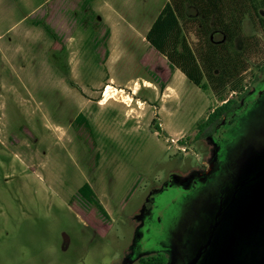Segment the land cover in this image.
Masks as SVG:
<instances>
[{
  "label": "rangeland",
  "instance_id": "374dc122",
  "mask_svg": "<svg viewBox=\"0 0 264 264\" xmlns=\"http://www.w3.org/2000/svg\"><path fill=\"white\" fill-rule=\"evenodd\" d=\"M89 1L95 18L85 21L83 0H0V264H184L220 194L197 181L226 155L221 121L204 128L221 104L147 43L167 0ZM111 10L114 27L105 23ZM108 29V46L94 50ZM257 39L245 57L246 108L222 126L239 164L231 186L264 164ZM79 114L91 129L75 125ZM85 183L108 220L77 195ZM256 201L264 205V180L244 190L222 225V244L249 253L240 264H264V230L249 220Z\"/></svg>",
  "mask_w": 264,
  "mask_h": 264
},
{
  "label": "trees",
  "instance_id": "16d2710c",
  "mask_svg": "<svg viewBox=\"0 0 264 264\" xmlns=\"http://www.w3.org/2000/svg\"><path fill=\"white\" fill-rule=\"evenodd\" d=\"M89 5V0H83V15L80 17L85 21L95 18V12L88 8ZM246 21L251 25L252 34L243 37ZM35 25L41 27L50 39H57L46 23L35 22ZM258 34L264 38V0H167L148 31L146 41L167 60L172 73L180 70L197 87H201L204 81L210 87L221 105L204 123V128H208L220 121L222 123L223 118L239 106L237 100L228 96H238L245 91L243 74L249 70L245 57L251 48L258 46ZM109 36L108 29L102 40L93 38L96 41L93 49H98L101 44L107 47ZM217 36H221L220 42ZM239 38L241 44L238 47ZM109 55L110 51L106 49L105 60ZM257 69L264 71V63ZM75 125L91 129L84 114L78 115ZM77 195L104 219H109L88 183L79 188Z\"/></svg>",
  "mask_w": 264,
  "mask_h": 264
},
{
  "label": "flooded vegetation",
  "instance_id": "af4514ba",
  "mask_svg": "<svg viewBox=\"0 0 264 264\" xmlns=\"http://www.w3.org/2000/svg\"><path fill=\"white\" fill-rule=\"evenodd\" d=\"M217 41H221V36H217ZM244 92L237 96L239 97V100H237L239 102V106H235L233 113L229 116L237 115L238 113H242L245 110L247 92ZM232 95L236 96V94ZM242 96L243 98L241 99ZM229 116H225L221 123V145L223 146V150L225 151L226 155L224 154L225 156L221 158V162L218 164V166H216V170L209 172L207 171L206 177L197 181L199 187L205 186L207 190L213 191L216 187H218L220 189V194L218 198L212 199L211 222L206 229L204 236L198 243L197 248L188 257L184 264H227V262L230 260V253L231 256L234 257L233 260H235L237 264H240L241 262H244V260L249 256V253L247 252L238 251L236 243H230L228 245L222 244V242L221 244L216 243V238L218 237L220 231H222L223 222L225 221L231 208L235 205V201L238 199V191L241 189V184H239V182H236L231 186L232 178L234 177L239 164H237L236 159L232 158L230 155V150L223 138L222 126ZM218 131L219 130H216V132ZM198 186H196L197 189H199ZM226 187L231 189L232 199L230 202H227L226 200ZM82 202L87 203L84 200ZM217 249L219 250L217 252L219 258L214 259L213 256L215 255Z\"/></svg>",
  "mask_w": 264,
  "mask_h": 264
},
{
  "label": "water",
  "instance_id": "95a60500",
  "mask_svg": "<svg viewBox=\"0 0 264 264\" xmlns=\"http://www.w3.org/2000/svg\"><path fill=\"white\" fill-rule=\"evenodd\" d=\"M247 170V169H246ZM249 175H247L245 178L239 180V184H241V189L238 191V199H236L235 203L242 197L244 190L249 186H254L255 183L258 181L264 180V164L258 168H256L254 171L248 170ZM246 180V181H244ZM233 208V207H232ZM231 208V209H232ZM230 212V211H229ZM251 216L250 219L254 225H256V230L263 231L264 230V205L260 203V201H256V204L251 207ZM228 216V215H227ZM227 218V217H226ZM248 220V221H249ZM221 232L219 233L218 237L216 238V243H221ZM234 243V242H233ZM238 242L236 241V244ZM217 249L215 252V255L213 256L214 259L219 258Z\"/></svg>",
  "mask_w": 264,
  "mask_h": 264
},
{
  "label": "crops",
  "instance_id": "0c3cea01",
  "mask_svg": "<svg viewBox=\"0 0 264 264\" xmlns=\"http://www.w3.org/2000/svg\"><path fill=\"white\" fill-rule=\"evenodd\" d=\"M167 3V2H166ZM165 6V5H164ZM163 9V8H162ZM114 10H111V12L109 11V12H107L106 14H105V23L109 26V27H114V26H116L117 24L115 23V18H116V15H115V13L113 12ZM162 11V10H161ZM156 20V19H155ZM154 23V22H153ZM152 23V24H153ZM152 24H151V26H152ZM151 26H150V28H151ZM150 28L148 29V31L150 30ZM148 31H147V33H148ZM147 33H146V35H147ZM178 75H181V77H183V79H185V80H188L187 79V77L180 71V70H176L175 71V76H178Z\"/></svg>",
  "mask_w": 264,
  "mask_h": 264
},
{
  "label": "bare ground",
  "instance_id": "6f19581e",
  "mask_svg": "<svg viewBox=\"0 0 264 264\" xmlns=\"http://www.w3.org/2000/svg\"><path fill=\"white\" fill-rule=\"evenodd\" d=\"M110 88H111V86H108V88H107V93L109 92Z\"/></svg>",
  "mask_w": 264,
  "mask_h": 264
}]
</instances>
